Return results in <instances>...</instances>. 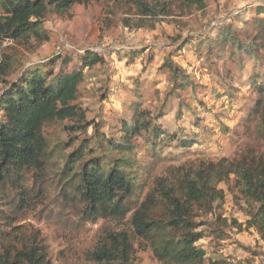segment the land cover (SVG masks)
<instances>
[{"label": "rangeland", "instance_id": "rangeland-1", "mask_svg": "<svg viewBox=\"0 0 264 264\" xmlns=\"http://www.w3.org/2000/svg\"><path fill=\"white\" fill-rule=\"evenodd\" d=\"M162 1L170 7L171 16L152 21L155 25L149 28H137L133 22V29L124 25L125 19L134 18L133 11L113 0L77 5L71 19L47 17L48 42L30 48L15 45L8 52L16 61L12 78L30 67L49 72L50 64L60 57L72 58L67 70L81 68L85 52L104 60L84 69L77 100L84 120L45 127L51 149L59 146L62 152L51 157L44 199L36 195L38 188L30 190L34 202L45 200V205L16 225L42 234L51 264H87L86 253L96 237L127 224L88 222L76 216V206L64 201L69 182L59 179L66 154L87 149L90 156L124 160L118 165L130 172L131 203L136 207L155 181L171 172L204 163L217 165L238 158L247 149L264 152L257 140V122L251 117L260 101L257 88L264 85V37L256 40L258 34L264 36V0H206L203 10L190 11L185 10L184 0ZM229 30L236 32L243 50L229 35L220 38ZM61 39H65V50L59 49ZM9 46L4 44V48ZM59 66L60 62L53 71L58 72ZM139 112L191 146L180 148L168 140L153 145L148 132L126 145L122 130L133 125V116ZM106 140L121 146L111 150ZM30 178L25 181L28 188L33 187ZM219 189L225 191V201L215 213L206 218L195 213L200 222L197 232L203 235L197 247L206 253L204 264H264V237L248 226L250 205L242 199L236 177L230 176ZM135 245L133 264H160L152 247L139 241Z\"/></svg>", "mask_w": 264, "mask_h": 264}, {"label": "trees", "instance_id": "trees-1", "mask_svg": "<svg viewBox=\"0 0 264 264\" xmlns=\"http://www.w3.org/2000/svg\"><path fill=\"white\" fill-rule=\"evenodd\" d=\"M91 1L0 0V86L3 87L0 92V226H3L0 264H51L42 234L23 224L16 225L38 206L45 205V200L34 202L30 190L38 188L36 195L44 199L51 157L61 151L57 145L51 149L45 127L67 120H84V112L77 105L84 69L104 62L92 52H85L80 57L81 68L67 70L72 58L60 57L50 64L49 72L30 67L12 78L16 61L8 52L15 45L30 48L48 42L49 34L44 26L50 14L71 19L75 6L88 5ZM113 1L118 6L124 5L126 11H133L134 18L124 20L126 28L133 29V22L137 28L153 27L156 20L171 16L170 7L162 0ZM205 2L184 0L185 10H203ZM224 37L239 42L237 48L243 50L234 30L220 36ZM263 37L260 33L256 40ZM6 42L10 46L4 48ZM59 62L58 72L53 71ZM257 91L260 101L251 117L257 122V140L264 145V85L258 86ZM132 121L133 125L122 130L126 145L132 138L148 132L154 139L153 145L158 140H168L180 148L191 146L190 141L181 140L158 124L153 125L142 112L134 115ZM106 142L111 150L121 146L116 141ZM123 161H108L102 155L90 156L87 149H77L60 162L59 179L69 182V185L64 183L67 192L64 201L76 206L79 212L76 216L88 222H127L123 229L114 226L96 237L86 253L85 263L133 264L135 243L139 241L152 247L160 264H204L206 253L197 247L203 235L197 232L200 222L195 213H200V218L215 213L225 201V191L219 186L232 175L237 179L242 199L250 205L249 228H255L264 237V152L247 149L238 158L224 159L217 165L204 163L192 170L171 172L156 180L136 207L131 203L134 184L130 172L118 165ZM28 175L32 188L25 186ZM76 225L73 228L77 229Z\"/></svg>", "mask_w": 264, "mask_h": 264}, {"label": "built area", "instance_id": "built-area-1", "mask_svg": "<svg viewBox=\"0 0 264 264\" xmlns=\"http://www.w3.org/2000/svg\"><path fill=\"white\" fill-rule=\"evenodd\" d=\"M64 44H65V39H61V40H60V46H59V49H61V50H65V46H64ZM91 51H93V52H95V53H100V52H99L100 49H93V50H91Z\"/></svg>", "mask_w": 264, "mask_h": 264}]
</instances>
